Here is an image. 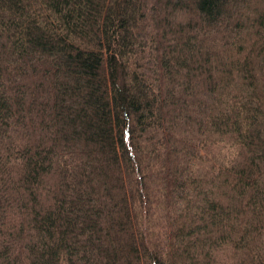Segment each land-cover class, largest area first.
I'll use <instances>...</instances> for the list:
<instances>
[{
  "label": "trees",
  "instance_id": "obj_1",
  "mask_svg": "<svg viewBox=\"0 0 264 264\" xmlns=\"http://www.w3.org/2000/svg\"><path fill=\"white\" fill-rule=\"evenodd\" d=\"M0 264H264V0H0Z\"/></svg>",
  "mask_w": 264,
  "mask_h": 264
}]
</instances>
